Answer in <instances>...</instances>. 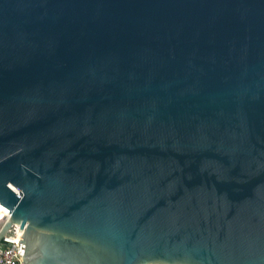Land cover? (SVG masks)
I'll use <instances>...</instances> for the list:
<instances>
[{"label": "water", "instance_id": "water-1", "mask_svg": "<svg viewBox=\"0 0 264 264\" xmlns=\"http://www.w3.org/2000/svg\"><path fill=\"white\" fill-rule=\"evenodd\" d=\"M0 210L22 264H264V0H0Z\"/></svg>", "mask_w": 264, "mask_h": 264}, {"label": "built area", "instance_id": "built-area-1", "mask_svg": "<svg viewBox=\"0 0 264 264\" xmlns=\"http://www.w3.org/2000/svg\"><path fill=\"white\" fill-rule=\"evenodd\" d=\"M8 217V214H4L0 219V231ZM21 237L20 226L12 224L0 240V264H22L25 245L19 243Z\"/></svg>", "mask_w": 264, "mask_h": 264}, {"label": "bare ground", "instance_id": "bare-ground-1", "mask_svg": "<svg viewBox=\"0 0 264 264\" xmlns=\"http://www.w3.org/2000/svg\"><path fill=\"white\" fill-rule=\"evenodd\" d=\"M4 214H7L6 212H4V211H2V210H0V219H2L3 218V215Z\"/></svg>", "mask_w": 264, "mask_h": 264}]
</instances>
